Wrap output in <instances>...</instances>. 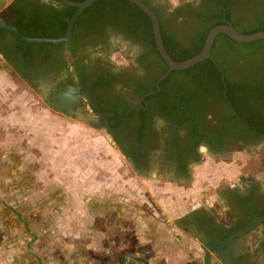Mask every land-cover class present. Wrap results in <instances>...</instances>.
Listing matches in <instances>:
<instances>
[{"label": "flooded vegetation", "instance_id": "1", "mask_svg": "<svg viewBox=\"0 0 264 264\" xmlns=\"http://www.w3.org/2000/svg\"><path fill=\"white\" fill-rule=\"evenodd\" d=\"M51 1L0 0V18L17 28L23 9L28 16L39 15L45 23L55 22L53 28L61 33V23L48 11L56 9L65 15L64 8ZM144 1L165 27L170 53L176 57L194 52L196 33L206 25L236 22L243 28L250 22L244 16L248 9L264 17V0H223L225 4L222 0H192L189 4L180 0V6L172 11L171 0ZM72 34L63 43L29 50L0 28V55L34 88L47 82V100L53 108L61 104L59 97L64 95L74 105L72 113L65 110L67 115L78 108L89 112L91 123L106 130L134 170L143 175L153 177L155 172L153 178L185 187L195 174L200 176L208 168L209 159L225 162L226 167H235L228 160L236 154L254 160L255 170L240 173L246 164L236 165L237 182L223 184L222 178L208 199L202 200L209 204L189 209L177 224L208 242L214 249L213 264H264V240L255 252L247 244L254 229L264 228V221L257 222L264 216V190L254 179L257 172L264 171V50L237 58L236 52L225 51L218 42L207 60L218 68L220 82L214 72L204 78V84L196 72L172 71L157 90L168 64L157 45L153 49L145 37H127L104 23L93 31L87 22ZM120 37L127 40L128 47L139 45L137 64L143 69L142 76L136 74L135 67L115 74L102 59L114 51L113 40ZM93 54L95 61L90 58ZM201 144L208 148L204 154L197 152ZM210 180L203 191L214 186L208 184ZM218 198L227 200L228 212L219 206Z\"/></svg>", "mask_w": 264, "mask_h": 264}, {"label": "rangeland", "instance_id": "2", "mask_svg": "<svg viewBox=\"0 0 264 264\" xmlns=\"http://www.w3.org/2000/svg\"><path fill=\"white\" fill-rule=\"evenodd\" d=\"M48 96L47 82L36 89L0 61V199L30 221L33 249L44 263L120 264L126 254L149 255L150 244L182 248L192 264L198 254L204 263L197 236L177 223L189 209L209 204L202 200L222 178L234 185L236 165L246 164L239 171L247 173L255 161L236 154L228 160L235 167H226L209 159L189 185L164 183L155 172L134 170L114 138L81 117L89 112L79 116L84 108L67 115ZM207 179L215 187L203 191ZM31 240L0 207V264H37L27 252Z\"/></svg>", "mask_w": 264, "mask_h": 264}, {"label": "trees", "instance_id": "3", "mask_svg": "<svg viewBox=\"0 0 264 264\" xmlns=\"http://www.w3.org/2000/svg\"><path fill=\"white\" fill-rule=\"evenodd\" d=\"M72 2H84L86 0H70ZM144 3L145 1L142 0ZM217 2L219 0H216ZM225 1V0H224ZM222 3L225 4V2ZM52 5H59L60 8H64L65 15L59 14V10H50L48 11L49 15L54 16L58 22L61 23L63 30L61 33H58L57 30L53 27H56L55 22L46 23L41 20L39 15H31L28 16L25 14L22 9V12L18 15L19 20L16 24L19 32L26 37L30 38H48V39H58L61 38L66 32L68 23L65 20H70L72 16L77 11V8L67 6L62 3L61 0H53L51 1ZM146 4V3H145ZM56 15H60L58 18ZM244 16L247 20H250L249 24L243 26V28H239L237 23H233V27L238 30L240 33L249 35L256 32H264V17H261L260 12L253 10H246ZM230 19V17H229ZM49 22V23H48ZM91 24V30L95 31L99 29L101 24H105L106 26H112L118 29L119 32L123 33L127 37H145L147 43L153 48H156L155 36L153 33V25L150 18L135 4L126 1V0H100L90 6L87 10L83 12V14L78 18L72 36L76 35L80 29L81 24L83 23ZM224 24L222 21H217L213 25H206L204 28L196 33L197 41L195 42V50L194 52L186 55H182L179 57L174 56L170 53L171 48L167 42V32L165 27L160 22L161 35L163 39L164 46L169 52L171 58L175 62H183L186 61L196 55H198L204 48L207 36L209 32L216 26ZM53 28V29H52ZM223 43L225 51L228 52H236L235 57L239 58L241 56H245L257 50H264V41H255L248 44L237 43L234 40L230 39L227 35L221 34L215 40L214 45L217 46V43ZM22 47L26 46L29 50L39 49L43 50L48 44H26L21 43ZM214 46V47H215ZM213 51V50H212ZM229 53V54H230ZM167 69V66L163 69V73ZM198 78L205 84L208 77L213 73L217 76V80L220 82V72L218 68L210 61L206 60L201 62L194 67L185 71V73H195ZM217 73V74H216ZM227 83L228 80H227ZM262 119L264 120V114L262 115ZM264 127V124L261 123Z\"/></svg>", "mask_w": 264, "mask_h": 264}, {"label": "water", "instance_id": "4", "mask_svg": "<svg viewBox=\"0 0 264 264\" xmlns=\"http://www.w3.org/2000/svg\"><path fill=\"white\" fill-rule=\"evenodd\" d=\"M61 1L66 5L77 8V11L68 22V28H67L66 34L60 39L30 38V37L23 36L15 26L6 23L1 18H0V28L8 30L15 40L20 41V42H24L27 44H60V43H63L69 39V37L73 31L74 24L76 23L78 17L85 10H87L90 6H92L94 3H96L100 0H86L84 2H72L70 0H61ZM126 1H129L133 4H135L150 18L152 25H153V33L155 36L157 49H158L159 53L161 54L162 58L168 64V71L157 82V90H159L160 83L162 81H164L172 71H184V70L190 69V68L194 67L195 65L209 59L213 44H214L217 36L220 34H225L230 39L234 40L237 43H241V44H248V43H252L255 41H264V32H256L253 34L245 35V34L240 33L238 30H236L230 24H222V25H218V26L214 27L209 32L207 39H206V42H205V45H204V48L198 55H196V56H194V57H192L186 61H183V62H175L170 57V55L168 54V52L166 51V49L164 47L162 35H161L160 23H159V19H158L156 13L147 4H145L142 0H126ZM59 99L61 101V104H59L57 106V109L61 112H65V110H67L68 112L72 113V110L74 107L73 103H71L69 101V99L66 98V96H64V95H61L59 97ZM77 113L79 114V116H81L84 113V109H78ZM70 115H72V114H70ZM81 117L83 119H85V121L92 124L91 123L92 118H90L88 116H86V117L81 116ZM92 125L94 126V124H92ZM263 221H264V216L260 217L257 220L258 223H261ZM25 223H26L28 231L35 237V240H36L37 236L30 231V229L28 227V222L25 221ZM192 234H195V233H192ZM195 236H197L198 240L200 241V243L202 245L201 248L205 252L204 264H213L212 252L214 251V249L211 246H209L208 242L203 237H201V235L195 234ZM32 245H33V243L31 244V246ZM31 246H29L30 252L37 258L39 264H42V260L31 249ZM129 259L136 260V261L142 262L144 264H150L149 261H147L141 257L132 255V254L125 255L123 257L122 261L120 262V264H126V262Z\"/></svg>", "mask_w": 264, "mask_h": 264}, {"label": "clouds", "instance_id": "5", "mask_svg": "<svg viewBox=\"0 0 264 264\" xmlns=\"http://www.w3.org/2000/svg\"><path fill=\"white\" fill-rule=\"evenodd\" d=\"M47 3V0H44ZM198 2V0H197ZM172 8L170 11L174 10L176 7L180 6V0H171ZM184 3L189 4L192 3V0H184ZM113 48L116 51V55H106L102 59L111 66V70L115 74H119L126 69H131L135 67L137 69V75H143V69L137 64V58L141 53V49L139 45H135L133 47H128L127 43L123 41L122 38L113 40ZM66 55L69 54L65 53ZM117 56L120 58L118 59ZM93 61L97 58L94 54L90 57ZM208 151L206 145L201 144L197 148V152L200 154H204ZM254 179L259 184L262 190H264V171L257 172L254 176ZM217 203L222 208V210L226 213L229 211V206L227 200L224 198H218ZM264 240V228L258 227L253 230V234L248 237L247 244L252 252H255L259 247L260 242Z\"/></svg>", "mask_w": 264, "mask_h": 264}, {"label": "crops", "instance_id": "6", "mask_svg": "<svg viewBox=\"0 0 264 264\" xmlns=\"http://www.w3.org/2000/svg\"><path fill=\"white\" fill-rule=\"evenodd\" d=\"M1 60L3 61L2 56L0 55V61ZM0 207L2 208V210H3L4 213L6 212V213H9L11 215H14V218H17L19 220V222H21V223L24 224L26 233H28L29 235L33 236L28 231L27 226H26V223H25V221L28 222V227H29L30 231L32 233H34L31 230V228H30V221L27 220V219H25V218H23L22 214L18 210H16V208H14L13 206H10V205L6 204V201L4 199H0ZM34 240H35V237L33 236V240H31L30 242L27 243V246H26L27 247V252L30 254V256L34 260L37 261V264H39L37 258L29 250V246H31L32 243L34 245V242L37 240V238H36L35 241ZM33 245L31 246V249L35 252V250L33 249ZM174 246H177V244H174ZM148 247H149L148 248L149 249L148 250L149 255L143 254V255H141L142 256L141 258L149 261L150 264H192V261H189L188 260V256H185L186 254H183V251L184 250L182 248H179V249H177V248L175 249L174 248L175 250L174 249L172 250L168 246H163L162 244H159V245H157V244H150ZM164 249H165V251H167V253L162 252ZM175 251H178L179 252L178 255L175 254ZM40 259H41V257H40ZM199 259H200V257H199V254H198V259H196L193 264H204L203 263V259L202 260H199ZM42 264H46V263H44V261L42 260ZM126 264H144V263L139 262V261H136V260L129 259L126 262Z\"/></svg>", "mask_w": 264, "mask_h": 264}]
</instances>
